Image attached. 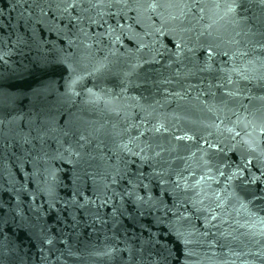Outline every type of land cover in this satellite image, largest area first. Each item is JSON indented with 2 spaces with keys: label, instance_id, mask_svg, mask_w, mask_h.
<instances>
[{
  "label": "water",
  "instance_id": "obj_1",
  "mask_svg": "<svg viewBox=\"0 0 264 264\" xmlns=\"http://www.w3.org/2000/svg\"><path fill=\"white\" fill-rule=\"evenodd\" d=\"M218 2L0 0V264H264V3Z\"/></svg>",
  "mask_w": 264,
  "mask_h": 264
},
{
  "label": "snow or ice",
  "instance_id": "obj_2",
  "mask_svg": "<svg viewBox=\"0 0 264 264\" xmlns=\"http://www.w3.org/2000/svg\"><path fill=\"white\" fill-rule=\"evenodd\" d=\"M221 3L223 4L224 7V16L225 17H229V18H234L237 14V8L239 7V3L238 0H221V2H218L216 7L219 8L221 7ZM261 3H264V0H261ZM260 36L262 39H264V32L260 33ZM261 48H264V44H260ZM243 55H247V53H244ZM210 56H211V52H210ZM233 71L238 72V74L241 76L242 79H248V77L246 75H244L243 73H239L238 69H233ZM231 79H229V83H231ZM159 130V129H157ZM237 135H239V133H237ZM179 139V138H177ZM244 143L248 146V148L251 151H256L257 148L259 147V145L257 144L255 139L250 138L249 140L244 141ZM137 155H139V153H137ZM252 161L248 160L246 162V164L241 167V166H237L236 169L233 171L232 176L229 177V179H243L244 178V174H245V170H247V166L249 164H251ZM221 175H223V173H221ZM250 178L245 181V183H255L257 180H260V177L255 176L254 174L249 173ZM261 176H264V171H261ZM134 187V186H133ZM128 195H132L133 192H129L127 193ZM257 199H262L264 198V196L261 197H256ZM143 197L136 195V200L137 201H143ZM238 199H240L238 197ZM250 203V202H248ZM248 203H246L243 199H240V208L245 210V211H250L248 209ZM251 215H255L254 213H250ZM48 243H51V241L49 240Z\"/></svg>",
  "mask_w": 264,
  "mask_h": 264
}]
</instances>
